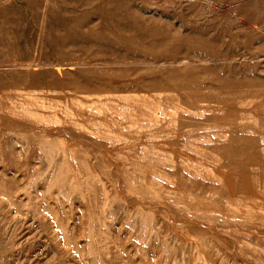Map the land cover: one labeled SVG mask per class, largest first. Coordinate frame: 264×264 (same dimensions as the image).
Segmentation results:
<instances>
[{
    "label": "rangeland",
    "instance_id": "rangeland-1",
    "mask_svg": "<svg viewBox=\"0 0 264 264\" xmlns=\"http://www.w3.org/2000/svg\"><path fill=\"white\" fill-rule=\"evenodd\" d=\"M209 259L264 264V0H0V264Z\"/></svg>",
    "mask_w": 264,
    "mask_h": 264
},
{
    "label": "bare ground",
    "instance_id": "bare-ground-1",
    "mask_svg": "<svg viewBox=\"0 0 264 264\" xmlns=\"http://www.w3.org/2000/svg\"><path fill=\"white\" fill-rule=\"evenodd\" d=\"M79 174V173H78ZM133 176V175H132ZM207 254H208V252H207ZM210 254V253H209ZM209 254H208V256H209ZM211 256H209V258H210ZM211 260H213V258L211 259ZM210 259L209 260H207L208 262L210 261L212 264H213V262L211 261ZM206 261V262H207ZM213 261H215V260H213ZM220 264H222V263H220Z\"/></svg>",
    "mask_w": 264,
    "mask_h": 264
}]
</instances>
